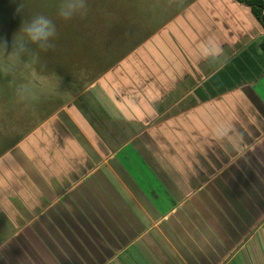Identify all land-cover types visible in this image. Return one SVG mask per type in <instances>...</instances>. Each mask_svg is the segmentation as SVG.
<instances>
[{"label": "crops", "instance_id": "crops-1", "mask_svg": "<svg viewBox=\"0 0 264 264\" xmlns=\"http://www.w3.org/2000/svg\"><path fill=\"white\" fill-rule=\"evenodd\" d=\"M148 14L80 94L0 123V264H264V29L238 0Z\"/></svg>", "mask_w": 264, "mask_h": 264}, {"label": "rangeland", "instance_id": "rangeland-1", "mask_svg": "<svg viewBox=\"0 0 264 264\" xmlns=\"http://www.w3.org/2000/svg\"><path fill=\"white\" fill-rule=\"evenodd\" d=\"M58 3L59 0H0V37L7 39L9 42V51L11 50L13 35L19 30L24 19H30L36 14H44L52 18L56 23L58 37L55 41V49L40 53V61L48 64L52 63L57 67L55 69L56 77H37L36 75L39 73L37 68H33L32 72H30L33 78L32 81L40 89L38 105L40 107L44 104L48 105L43 100L44 96H48L49 104L52 106L55 102L53 97L58 93L55 98L59 99L58 105L60 106L80 94L78 92L84 89L82 80H86L87 75L92 77L98 75L96 69H98L99 59L105 56L108 57V54L113 49L122 48L121 43L131 33L143 31V34H147L148 31L146 29L140 30L139 25L142 24V27L145 28V23L149 22V18H154L153 14H148L149 10H153L157 5L162 8L169 7L168 0H136V2L135 0H88L89 10L85 16L88 19L77 16L71 21L65 22L56 17ZM98 3L100 7L93 6V4ZM183 3L184 0H180L179 3L172 6L177 10L180 9ZM19 8L21 12L18 13L17 9ZM104 14L106 16H103ZM95 18L96 20L104 18V24H99L98 22L86 23V20ZM88 24L90 25L88 26ZM100 25L104 26L105 34L101 33L102 26ZM84 29L90 30L89 38H84L85 36L82 34ZM73 31L74 34L72 35L71 32ZM124 35H126V38H122ZM132 37L129 38L130 41L138 40H136V37L133 39ZM119 39L122 40L120 41ZM111 53L112 56L115 55L114 52ZM110 62L112 60L108 63L111 64ZM88 64L91 67L93 66L92 68L90 67L93 72H90V70H79L88 66ZM68 75L70 77L75 75V78L68 80ZM10 107L14 108L13 113L18 110V113L12 118L13 121L10 120L11 116L8 110ZM21 109H23L22 106L15 103L13 91L11 92L9 89V92H7L6 87L0 83V121H2L0 123L3 128L5 126L8 128L13 127L14 129L18 126H34L35 122L32 120L35 118V113L29 115L27 109L24 111ZM24 112H26L25 115ZM6 113L9 115H6ZM20 113L23 114V117L19 116ZM33 116L34 118H32Z\"/></svg>", "mask_w": 264, "mask_h": 264}, {"label": "clouds", "instance_id": "clouds-1", "mask_svg": "<svg viewBox=\"0 0 264 264\" xmlns=\"http://www.w3.org/2000/svg\"><path fill=\"white\" fill-rule=\"evenodd\" d=\"M180 0H168V6L179 3ZM88 0H59L56 17L65 22L75 17L81 18L88 14ZM21 12V9H17ZM58 37L55 21L44 15L36 14L30 19H24L19 30L13 35L11 50L9 42L0 37V76L17 80L13 94L15 103L28 109L40 100V89L35 82L23 77L40 62V53L54 50ZM197 59L210 65L220 62L224 56L222 48L212 39L199 44L196 51ZM231 127L224 123L217 124L213 137L219 142H227L231 136Z\"/></svg>", "mask_w": 264, "mask_h": 264}, {"label": "trees", "instance_id": "trees-1", "mask_svg": "<svg viewBox=\"0 0 264 264\" xmlns=\"http://www.w3.org/2000/svg\"><path fill=\"white\" fill-rule=\"evenodd\" d=\"M121 1H125V0H121ZM135 2H136V0H135ZM238 2L241 3V4H244L246 6H248L251 9L253 15L258 19V21L261 23V25H262V27L264 29V0H238ZM93 6L94 7L95 6L96 7H100V4L99 3L98 4H93ZM103 16H106V15L104 14ZM86 18L87 17H85V19ZM87 22L90 23V24H92L94 22L95 23L98 22L99 24H104L105 20H104V18L103 19H100V20H96V18H95V19L86 20V23ZM90 24H88V26ZM100 26H102V25H100ZM101 28H102L101 33H104L105 34L106 31H105L104 26H102ZM71 34L73 35L74 34V31L71 32ZM82 34H84V36H85L84 38H89L90 30L89 29L88 30L87 29H84L82 31ZM137 43L138 42H135L134 43L133 41L132 42L125 43L123 41L121 43L122 48H120V49L116 48V50L114 51L115 55L111 56L112 57V59H110V60H112V62H110L111 64L108 63L110 60H108L106 56L103 57V58H101V59H99L98 60L99 64H98V67H97L98 69H96V71L98 72V75L97 76H100L108 68H110L111 66H113V64H115L116 62H118L123 56H125L127 53H129L134 48V46L137 45ZM260 46H261V48H262V50L264 52V38L262 39ZM106 64H109V65L108 66H105ZM90 67H91V65L89 66V64H88V66H85V67H83V68H81L79 70H83V71L90 70V72L91 71L93 72V70L90 69ZM34 68H37L38 71H39V73L36 75L37 77H45V76L48 77V78L56 77L55 76V73H56V70L55 69L57 67L54 66L52 63L48 64V63H44L43 61H40L39 64L36 67H34ZM32 70L33 69H31L29 72H27L25 74H22L23 77L26 78V79H28V80H31L32 81L33 78L30 75V72H32ZM97 76H93L92 77L91 75H89V76L87 75V77H86L87 79L86 80L85 79L82 80V85L85 86V85L89 84L91 81L95 80V78ZM67 77L69 78V79L68 78L67 79L70 80V78L74 79L75 78V75H74V77L73 76L70 77V75H68ZM51 80H53V79H51ZM17 82H18L17 80H13L10 77L0 76V83H1L2 86L6 87V91L7 92H9V89L12 92L14 90V87H15V85H16ZM57 94L58 93L55 94V97L57 96ZM55 97H53V99H54L55 102L52 105V107H53L52 108V112L53 111H56L61 106V105L60 106L58 105V101L59 100L57 98H55Z\"/></svg>", "mask_w": 264, "mask_h": 264}]
</instances>
